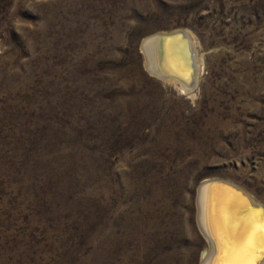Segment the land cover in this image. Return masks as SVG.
I'll return each mask as SVG.
<instances>
[{
  "label": "rangeland",
  "instance_id": "obj_1",
  "mask_svg": "<svg viewBox=\"0 0 264 264\" xmlns=\"http://www.w3.org/2000/svg\"><path fill=\"white\" fill-rule=\"evenodd\" d=\"M173 30L191 95L147 70ZM208 179L264 205V0H0V264H202Z\"/></svg>",
  "mask_w": 264,
  "mask_h": 264
},
{
  "label": "bare ground",
  "instance_id": "obj_2",
  "mask_svg": "<svg viewBox=\"0 0 264 264\" xmlns=\"http://www.w3.org/2000/svg\"><path fill=\"white\" fill-rule=\"evenodd\" d=\"M179 31L184 32L190 43L192 60L196 69L193 79L196 81L199 78L202 66H199V63L202 59L199 55L200 61H198L195 40L188 32L173 30L161 32L155 36ZM154 41L155 39H146L143 43L147 68L153 66L156 69L167 68L173 71L177 78L155 77L177 86L182 93L191 95L196 83L192 85L190 82L192 78L186 68L180 38L173 40L167 46L165 42L155 44ZM173 66L175 69H172ZM212 181L230 183L247 195L253 205L264 206L235 183L221 179L205 180L199 188L197 205V222L207 244L202 254V264H257L264 257V224L258 214L245 208L246 200L233 188L222 185L206 187ZM259 264H264V259Z\"/></svg>",
  "mask_w": 264,
  "mask_h": 264
},
{
  "label": "water",
  "instance_id": "obj_3",
  "mask_svg": "<svg viewBox=\"0 0 264 264\" xmlns=\"http://www.w3.org/2000/svg\"><path fill=\"white\" fill-rule=\"evenodd\" d=\"M182 42V47H183V54H184V61L186 64V68L188 70V74H190V77L192 78V81H190L192 83V85H194V83H196V81L193 79L195 76V72L196 69L194 67L193 64V60H192V52H191V46L190 43L187 39V37L184 35V32L179 31V32H173L170 34H163V35H159V36H153L151 39H155L154 43L157 44L159 42H165V46L169 45L170 43H172L173 40H177L179 39ZM172 69H175V66H173ZM171 69V70H172ZM148 72L153 75V76H157V77H164V78H177L174 74L173 71H169L167 70V68H163V69H156V67L153 68V66L151 68H147ZM190 78V79H191ZM213 185H222V186H227L229 188H233L238 194H240V196L246 200V206L245 208L251 212H255L256 214H258V216L260 217L262 223L264 224V206L262 205H253L250 201V198L243 194L241 190L235 188L232 184L227 183V182H222V181H212L210 183H208L206 185V187L208 186H213ZM263 241H264V234H263ZM262 241V243H263ZM261 243V244H262ZM264 246V244H263ZM213 258H211L212 260ZM264 259V257L262 259H260L257 264H259L262 260Z\"/></svg>",
  "mask_w": 264,
  "mask_h": 264
}]
</instances>
